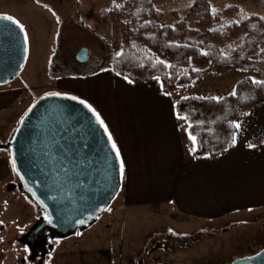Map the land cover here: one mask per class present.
<instances>
[{"label": "rangeland", "instance_id": "1", "mask_svg": "<svg viewBox=\"0 0 264 264\" xmlns=\"http://www.w3.org/2000/svg\"><path fill=\"white\" fill-rule=\"evenodd\" d=\"M123 1L0 0V15L19 20L28 34L27 59L21 73L14 80L0 85V90L13 95L22 93L15 108L0 115V146L12 141L24 118L17 119L20 109L29 110L39 99L49 96V92L77 96L93 108L96 107L94 102L85 96L87 91L98 96L107 93L120 97L123 88L119 84L94 81L93 77L99 74L97 71L103 68L105 60V46L101 39L110 45L112 57L121 52L120 26L113 22L103 23L101 14ZM192 1L161 0L156 6L164 13V23L174 25L175 12L184 18ZM234 4H237L235 0H212V7L222 12ZM238 5L248 16L264 17V0H248ZM189 23L194 25L192 19ZM155 52L162 57L160 51ZM100 71H103L100 74L112 73L110 67ZM246 76L264 80V75L257 72L218 74L210 71L204 74L200 85L177 88L171 101L175 108L177 101L185 97L222 98L235 91L237 83ZM100 116L105 122L104 116ZM182 122V137L188 149L186 141L195 143L189 137L187 122L183 119ZM0 155L11 160L10 150H0ZM125 181L124 176L122 184ZM19 182L12 170L9 180L0 183V264H140L143 258L144 264H148L156 256L165 257L162 251H155L152 256L148 253L162 237L201 233L202 240L191 249L167 257L171 264H192L194 258L220 251L233 258L251 255L264 243V208L224 219L222 223H180L165 213H158L155 208L128 206L122 195L125 192L123 186L112 205L93 226L66 240H49L44 253L39 249L40 254L31 259L32 252L22 240L42 213L18 190ZM210 233L214 235L208 237Z\"/></svg>", "mask_w": 264, "mask_h": 264}, {"label": "crops", "instance_id": "2", "mask_svg": "<svg viewBox=\"0 0 264 264\" xmlns=\"http://www.w3.org/2000/svg\"><path fill=\"white\" fill-rule=\"evenodd\" d=\"M100 72L93 80L119 84L123 99L90 91L85 96L104 116L124 159L122 195L128 206L155 208L180 223H222L264 208V142L248 147L264 137V105L237 121L241 129L231 150L196 161L195 144L186 141V149L182 119L159 80L134 83L113 72ZM21 94L0 90V115L15 108ZM20 110L18 120L28 112ZM11 175V160L0 155V183Z\"/></svg>", "mask_w": 264, "mask_h": 264}, {"label": "trees", "instance_id": "3", "mask_svg": "<svg viewBox=\"0 0 264 264\" xmlns=\"http://www.w3.org/2000/svg\"><path fill=\"white\" fill-rule=\"evenodd\" d=\"M158 1L161 0H125L102 11L103 23L120 26L122 54L112 57L110 45L101 39L105 46L102 69L110 67L113 73L134 83L159 77L167 95L177 88L200 85L204 74L210 71L264 75V20L241 11L238 4L248 0H235L237 4L223 12L215 9V13L212 0H193L184 18L175 12L174 25L164 23V13L156 6ZM155 51H160L162 57ZM252 79L244 77L236 85L235 96L229 94L219 101L198 96L177 101L176 115L179 112L188 118L185 121L189 132L196 137L193 160L216 156L234 147L232 138L237 131L232 122L264 105V85L253 84ZM263 142L264 137L250 143Z\"/></svg>", "mask_w": 264, "mask_h": 264}, {"label": "water", "instance_id": "4", "mask_svg": "<svg viewBox=\"0 0 264 264\" xmlns=\"http://www.w3.org/2000/svg\"><path fill=\"white\" fill-rule=\"evenodd\" d=\"M26 59L24 32L0 20V85L18 77ZM22 120L0 150L11 151L18 190L42 213L22 240L35 259L49 240H66L93 226L121 192L122 180L108 133L78 100L45 96ZM234 264H264V251Z\"/></svg>", "mask_w": 264, "mask_h": 264}, {"label": "snow or ice", "instance_id": "5", "mask_svg": "<svg viewBox=\"0 0 264 264\" xmlns=\"http://www.w3.org/2000/svg\"><path fill=\"white\" fill-rule=\"evenodd\" d=\"M39 2V0H38ZM45 7H47V5H45ZM243 11V10H241ZM213 12L215 13V9H213ZM261 20H264V17H260ZM0 20H4V21H11L13 24L17 25L21 31H24V25L20 23L19 20H16L14 19L12 16L10 15H0ZM57 20H59V18H57ZM236 23L238 24L239 21H236ZM255 27V26H253ZM24 40L25 42L28 41V34L26 31H24ZM117 55H122L121 53H118ZM204 55H207V53H204ZM161 64H164L165 62L164 61H160ZM168 67H171V65H168ZM196 71H199V69H196ZM119 75V73H117ZM125 79H128L127 77H125ZM157 80H159V77H156ZM131 82V81H129ZM252 83L253 84H256V85H264V81H261V80H256V79H252ZM166 94H169V93H166ZM49 96H64V98L66 99H70V100H73V101H77L84 105L96 118L97 122L99 123V125L101 127H103L104 131L108 133V139L109 141H111V148L112 150L114 151L115 153V157L116 159L118 160L119 162V165H118V172H119V176H120V179L123 180L124 178V175H125V162H124V159L122 158L121 156V152H120V149L119 147L117 146L115 140L112 138V135L110 132H108V126L107 124H105L104 120L101 118L100 116V113L96 111L95 108H93V106L89 103H87L86 100H83V99H80L79 97L77 96H74V95H67V94H62L60 92H49L48 93ZM231 95L235 96L236 95V92L233 91L231 93ZM185 99H187V97H185ZM203 99V98H202ZM211 99H214V100H217L219 101L221 98L220 97H212ZM177 117L180 118V119H184V120H187L188 118L186 116H180L179 112L177 113ZM21 123H23V120H21ZM232 127L238 132L240 129H241V123L240 122H236V121H233L232 122ZM189 137L193 140V142L195 143L196 141V137L195 136H192L191 132H189ZM236 141V135L233 134V138H232V142L233 144L235 143ZM249 148H255L256 145L255 144H249L248 145ZM11 166H12V170L14 172H16L17 175H19V172L17 171V165H16V160L13 156L12 160H11ZM29 191H33L32 188H29ZM33 194L35 195V193L33 192ZM111 209H109L110 211ZM45 218L48 220L49 223H52L53 220H52V217L50 215H46ZM79 223H84L83 220H80ZM25 251L27 252L28 249L26 248Z\"/></svg>", "mask_w": 264, "mask_h": 264}, {"label": "flooded vegetation", "instance_id": "6", "mask_svg": "<svg viewBox=\"0 0 264 264\" xmlns=\"http://www.w3.org/2000/svg\"><path fill=\"white\" fill-rule=\"evenodd\" d=\"M174 233V232H172ZM214 234H208V237L213 236ZM202 240V234H197V236H166L162 237L158 241L155 242L153 248L148 251L150 256H152L155 251H162L165 253V257L156 256L152 258L148 264H171L170 260L167 258L170 254H173L182 250L191 249L196 242ZM264 251V243L260 246L257 252H254L251 255L240 256V257H227L220 252L213 253L201 258H194L192 264H234L236 261L244 260L247 258L255 257L261 252ZM40 254V252H39ZM140 264H144V258L140 261Z\"/></svg>", "mask_w": 264, "mask_h": 264}]
</instances>
